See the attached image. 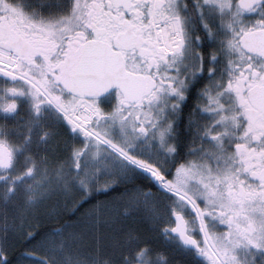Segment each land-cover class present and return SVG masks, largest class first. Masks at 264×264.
Returning <instances> with one entry per match:
<instances>
[{"label":"snow or ice","instance_id":"1","mask_svg":"<svg viewBox=\"0 0 264 264\" xmlns=\"http://www.w3.org/2000/svg\"><path fill=\"white\" fill-rule=\"evenodd\" d=\"M0 264H264V0H0Z\"/></svg>","mask_w":264,"mask_h":264},{"label":"trees","instance_id":"2","mask_svg":"<svg viewBox=\"0 0 264 264\" xmlns=\"http://www.w3.org/2000/svg\"><path fill=\"white\" fill-rule=\"evenodd\" d=\"M111 195H114V194H111ZM98 198H99L100 200H104V199L109 198V196L106 195V194H104V193H100V194H98Z\"/></svg>","mask_w":264,"mask_h":264}]
</instances>
